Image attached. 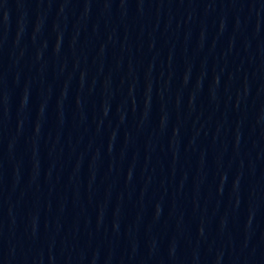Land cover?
Here are the masks:
<instances>
[{"label": "water", "instance_id": "95a60500", "mask_svg": "<svg viewBox=\"0 0 264 264\" xmlns=\"http://www.w3.org/2000/svg\"><path fill=\"white\" fill-rule=\"evenodd\" d=\"M0 264H264V0H0Z\"/></svg>", "mask_w": 264, "mask_h": 264}]
</instances>
